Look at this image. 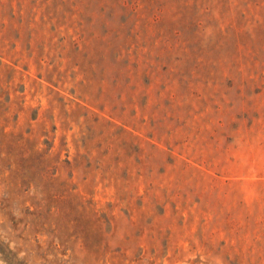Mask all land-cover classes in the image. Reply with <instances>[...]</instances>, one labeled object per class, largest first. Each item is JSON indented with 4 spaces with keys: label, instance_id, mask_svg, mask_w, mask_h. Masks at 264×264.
<instances>
[{
    "label": "rangeland",
    "instance_id": "374dc122",
    "mask_svg": "<svg viewBox=\"0 0 264 264\" xmlns=\"http://www.w3.org/2000/svg\"><path fill=\"white\" fill-rule=\"evenodd\" d=\"M0 264H264V0H0Z\"/></svg>",
    "mask_w": 264,
    "mask_h": 264
}]
</instances>
